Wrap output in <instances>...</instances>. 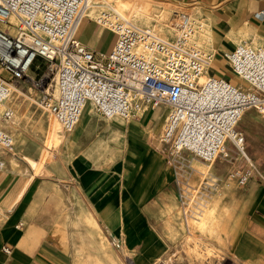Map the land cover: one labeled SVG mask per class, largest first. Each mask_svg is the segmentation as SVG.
<instances>
[{
  "label": "crops",
  "instance_id": "0c3cea01",
  "mask_svg": "<svg viewBox=\"0 0 264 264\" xmlns=\"http://www.w3.org/2000/svg\"><path fill=\"white\" fill-rule=\"evenodd\" d=\"M163 1L200 10L207 25V50L215 54L209 74L239 82L225 55L245 40L264 45V0ZM76 37L97 55L110 52L115 43L113 33L91 15L83 19ZM167 112L159 107L130 121L104 119L108 127L99 132L107 138L77 142L76 153L50 176L30 177L19 160L1 155L0 264H127L128 257L135 264H156L185 233L183 205L190 191L218 201L225 244L220 248L228 258L236 264H264V182L259 174L241 187L229 173L246 167L245 158H219L207 173L206 164L189 152L172 158L169 145L154 139ZM262 124L264 117L251 108L237 126L254 164L264 155L259 146ZM97 129L96 122L82 115L72 141L90 139L88 134ZM52 146L41 152L39 162L28 153L23 156L38 168L50 159ZM198 216L194 212L192 221ZM112 238L121 240L122 249L112 245Z\"/></svg>",
  "mask_w": 264,
  "mask_h": 264
},
{
  "label": "built area",
  "instance_id": "2783aa9c",
  "mask_svg": "<svg viewBox=\"0 0 264 264\" xmlns=\"http://www.w3.org/2000/svg\"><path fill=\"white\" fill-rule=\"evenodd\" d=\"M89 6V0H0V70L13 75V80L0 75V125L15 118L8 104L13 83L25 80L43 88L46 75L39 81L31 76L42 61L44 71L57 76V93H44L38 102L64 133L74 129L88 105L108 121L139 119L148 109L164 107L159 138L172 158L189 152L212 167L219 158L232 162L236 151L247 166L233 169L229 179L241 187L250 183L258 169L237 126L248 109L264 117V45L245 40L225 55L232 77L240 81L234 82L209 74L215 54L193 39L190 14L180 13L176 37L165 39L106 7L94 21L113 33L115 43L97 55L76 37ZM14 145L0 126V149L11 153ZM111 243L123 247L119 239ZM127 264L135 263L128 257Z\"/></svg>",
  "mask_w": 264,
  "mask_h": 264
},
{
  "label": "rangeland",
  "instance_id": "374dc122",
  "mask_svg": "<svg viewBox=\"0 0 264 264\" xmlns=\"http://www.w3.org/2000/svg\"><path fill=\"white\" fill-rule=\"evenodd\" d=\"M89 2L90 9L87 11V15L95 18L102 9L114 7L131 17L137 25L151 27L159 36L165 39H174L176 37L177 29H174L176 28L174 20L178 18V15L180 13L190 14L194 20L195 27L193 39L200 46L208 49L207 25L197 7L181 6L163 0H89ZM39 62L41 68L33 71L31 76L36 81H39L46 75L43 88H36L30 81H19L17 84L20 87V91L24 94L13 91L8 100L9 106L15 111V118L13 121L4 122L0 125L13 136L15 143L13 152L10 153L0 149V156L7 154L16 162L19 160L30 177L50 176L59 173L60 163H65L76 153L74 148L77 147V142H86V140L91 142L100 136H104V139H106V134H101L99 131H105L109 123L104 120L101 114H98V111V113L96 112L93 106L88 105L84 110L83 116L88 122H96L98 129L88 134L90 139L82 138L73 142L72 133L74 129L68 133L61 131L57 127L55 118L39 105L38 99L42 94L50 93L55 95L57 93V76L44 71L42 61ZM0 75L6 80H13V75L7 69L2 68ZM53 122L55 124L54 127L52 126ZM259 132H261L259 142L262 143L259 146L264 148V124L260 126ZM46 135L47 140H45ZM154 139L158 145L162 144L159 137L155 136ZM52 143L53 146L49 149L51 152L50 159L38 168L33 167L23 156L24 153H28L39 162L41 152L47 149V146H51ZM232 154V162L238 157L243 158L236 151ZM47 159L48 155H45L43 160L46 161ZM254 160L257 161V159ZM258 160L261 161L259 163L256 162V164L264 172V155L260 158L258 157ZM206 166L205 173L208 171V165ZM260 175L264 176L258 170L255 177L261 178ZM261 179L264 182L263 178ZM194 195L195 192L190 191L186 194V200H184L183 222L185 233L182 239L175 244L173 251L158 263L236 264L220 248V246L225 244L222 236L224 229H220L221 222L217 213L218 201L204 200ZM194 212L201 213V216H198V221H192ZM100 236L104 237V241L110 246L107 236L102 232ZM217 243L219 246L216 245Z\"/></svg>",
  "mask_w": 264,
  "mask_h": 264
},
{
  "label": "bare ground",
  "instance_id": "6f19581e",
  "mask_svg": "<svg viewBox=\"0 0 264 264\" xmlns=\"http://www.w3.org/2000/svg\"><path fill=\"white\" fill-rule=\"evenodd\" d=\"M89 9H90V6H89L88 10H89ZM174 29L176 30V28H174ZM175 30H174V31H175ZM11 88H12V92H13V91H17V92H19V93H21V94H24L23 92L20 91V87H19V85H18L17 83H13L12 86H11ZM79 121H80V120H79ZM78 123H79V122H78ZM78 123H77V124H78ZM76 126H77V125H76ZM76 126H75V127H76ZM75 127H74V129H75Z\"/></svg>",
  "mask_w": 264,
  "mask_h": 264
}]
</instances>
